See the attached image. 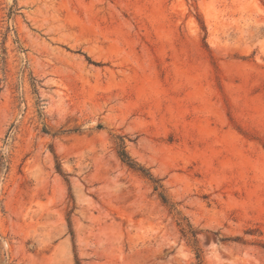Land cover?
<instances>
[{"label":"rangeland","instance_id":"rangeland-1","mask_svg":"<svg viewBox=\"0 0 264 264\" xmlns=\"http://www.w3.org/2000/svg\"><path fill=\"white\" fill-rule=\"evenodd\" d=\"M0 264H264V0H0Z\"/></svg>","mask_w":264,"mask_h":264},{"label":"trees","instance_id":"trees-1","mask_svg":"<svg viewBox=\"0 0 264 264\" xmlns=\"http://www.w3.org/2000/svg\"><path fill=\"white\" fill-rule=\"evenodd\" d=\"M124 155H123V159L125 160V161H127L130 165H133V166H135L137 163L136 162H134L131 158H130V156L127 154V153H123Z\"/></svg>","mask_w":264,"mask_h":264}]
</instances>
